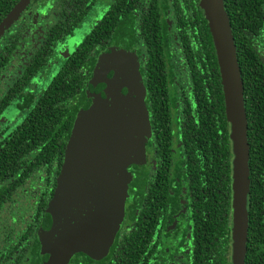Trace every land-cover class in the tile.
Masks as SVG:
<instances>
[{"label":"trees","instance_id":"trees-1","mask_svg":"<svg viewBox=\"0 0 264 264\" xmlns=\"http://www.w3.org/2000/svg\"><path fill=\"white\" fill-rule=\"evenodd\" d=\"M18 1L0 0V24ZM93 1L59 0L62 18L25 72L31 73L46 65L52 55V48L62 43L64 36L71 33ZM117 2L118 7H121L117 9L116 15L113 8L109 10L83 41L75 45L44 94L35 96L34 100L33 97L23 96L32 79V76L24 74L0 98V195L4 193L3 188L24 186L32 179L49 181L51 175L52 186L66 180V177L58 175L59 168L75 114L87 102L84 88L94 76V61L100 51L111 44L124 48L136 47L138 53L143 51L145 54V70L151 79L160 78L164 74V67L170 58V34L161 12L165 15L167 10L172 12L173 17L172 25L168 27L178 30L176 33L185 47L182 60L190 68L189 75L195 83L193 90L197 98L199 125L192 128L199 138L195 140L194 146L185 148L187 151L193 148L199 151L198 146L202 145L203 153L204 148L215 150V144L221 141L226 152L222 153L224 157H219L212 164L206 158L198 157L195 160L192 156L186 166L187 173L193 175L202 168H218L223 175L222 181L225 179L229 187V124L225 120L224 95L216 52L199 0ZM223 4L234 37L247 118L249 194L245 264H264V0H223ZM127 29H132V32L129 41L125 42ZM13 103L19 105L12 108ZM9 112L16 121L14 128L7 129V124H2L1 119ZM18 113L22 114L17 120L15 117ZM202 138L208 139L198 143ZM220 164H223L221 168ZM131 165L137 173L139 168L135 167L136 164ZM200 189L205 190L206 186L197 185V194L201 193ZM228 201L226 206L222 204L219 211L210 210L212 233H219V237L213 239L212 264L221 261L227 264L229 220L224 218L223 213L229 214L230 196ZM199 209L206 213V209ZM141 243L139 238H135L129 245L123 242L119 248L124 247L126 254L117 250L116 259L108 257L100 264H140V256L144 253ZM31 251L34 253L32 260L39 264L37 246L32 245ZM127 258L130 263L126 261ZM0 260L5 264L10 259L4 257ZM73 264H77L76 258ZM83 264H91V261L87 260Z\"/></svg>","mask_w":264,"mask_h":264},{"label":"flooded vegetation","instance_id":"flooded-vegetation-1","mask_svg":"<svg viewBox=\"0 0 264 264\" xmlns=\"http://www.w3.org/2000/svg\"><path fill=\"white\" fill-rule=\"evenodd\" d=\"M99 1L94 0L89 4L87 11L73 27L71 33L64 36L62 43L56 44L52 48V55L46 65L41 69L31 71L32 74L25 72L26 68L30 67L31 62L38 56L39 50L44 47L53 28L62 16H60L59 0H31L28 2L18 17L0 35V98L24 74L32 76V79L27 86L28 90L23 92V96L33 97L34 100L35 96L44 94L48 84L58 74L65 60L48 80L43 79L57 50L65 46L69 37L74 36L76 28ZM109 1V6L100 18L112 8L116 15L117 9L121 7V5L118 7L117 0ZM161 16H163V21L167 24V32L170 34V58L164 67V74L160 78L151 79L148 76L144 65L145 54L143 51L138 53L136 47L124 48L111 44L96 55L94 66L98 55L109 47L113 46L123 50L133 48L135 50L139 64L138 71L145 87L144 104L148 113L150 133L144 147V160L141 165L135 166L139 168L137 172L139 177L137 178L136 170L132 165L127 168L131 179L127 188L124 217L107 254L101 259L94 260L83 252H77L68 264H73L74 258L77 259V264H83L87 260H90L91 264H100L108 257L116 259L118 257L117 250H122L121 254H126L123 250L124 247L121 249L119 245L123 242L129 245L135 238L142 240L141 249L144 250L140 256V264H212L213 239L218 238L219 233H215V231L212 233L213 220L210 210L219 211L222 204L226 206L229 196V214L224 212L223 216L229 220L230 241L226 262L230 264L232 155L229 187H227L225 179L222 181L223 175L218 168L216 170L202 168L195 171L193 175L187 173L186 166L189 165L192 156L195 160L198 157L206 158L212 164L219 157H224L222 153L225 150L221 141L215 144V150L204 148L203 153L202 145L198 146L199 151L194 148L187 151L185 148V146H194L195 140L199 138L192 128L199 125L196 92L193 90L195 83L189 75V66L182 60L185 47L182 46L181 39L176 33L178 30L168 27L169 24L172 25V12L167 10L165 15L161 12ZM99 19L81 41L99 23ZM18 25L22 28L19 31L17 30ZM115 29L113 28V30ZM126 32L128 36L125 38V42H128L132 29H127ZM11 105L12 108H15L19 104ZM21 114L18 113L15 118L18 120ZM8 117L9 114H6L1 119L2 124L6 123L7 129L14 128L13 119L10 121L7 119ZM225 120L227 122L226 113ZM208 138H202L198 143ZM63 158L64 154L62 161ZM61 165L59 176H62ZM222 166L223 164H220L219 168ZM210 168L212 167L210 166ZM29 181L27 185L30 186L5 187L2 189L4 193L0 195V259L4 257L10 259L5 264H37L32 260L34 256L31 251L32 245L37 246L39 264H44L39 254L38 229L57 186L50 184L51 175L49 181L46 179ZM197 185L206 186V189H200L201 193L197 194ZM43 201L44 205L42 206ZM23 202H25V206H23ZM199 208L206 209V213ZM36 242L37 245H35ZM126 261L130 263L129 258ZM2 263L3 261L0 260V264ZM218 264H222V261Z\"/></svg>","mask_w":264,"mask_h":264},{"label":"water","instance_id":"water-1","mask_svg":"<svg viewBox=\"0 0 264 264\" xmlns=\"http://www.w3.org/2000/svg\"><path fill=\"white\" fill-rule=\"evenodd\" d=\"M31 0H19L0 24V35ZM219 66L232 155L230 264H245L248 229L249 144L243 83L223 0H199ZM135 50L100 53L85 87L66 144L61 175L39 226L44 264H68L83 252L103 258L124 217L127 168L141 165L150 133L145 87Z\"/></svg>","mask_w":264,"mask_h":264},{"label":"rangeland","instance_id":"rangeland-1","mask_svg":"<svg viewBox=\"0 0 264 264\" xmlns=\"http://www.w3.org/2000/svg\"><path fill=\"white\" fill-rule=\"evenodd\" d=\"M109 4H110L109 0H100L97 3V5L89 11V13L85 16V18L76 28L74 32V36L69 37L65 46L57 50L53 61L47 67V71H46V74L43 76V79L48 80L56 72V69L59 68L63 60L69 56L74 46L82 40L84 35L89 32L90 28L103 15V13L106 11ZM31 17L33 18V16ZM21 29L22 28L20 27V25H18L17 30L19 31ZM8 114H9V117L7 119L12 121V113H8ZM15 121L16 120H13L12 125L15 123ZM25 202H23V206H25Z\"/></svg>","mask_w":264,"mask_h":264}]
</instances>
